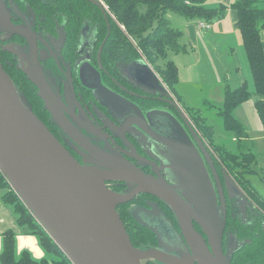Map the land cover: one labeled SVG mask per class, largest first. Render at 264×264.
Returning a JSON list of instances; mask_svg holds the SVG:
<instances>
[{
    "label": "water",
    "instance_id": "water-1",
    "mask_svg": "<svg viewBox=\"0 0 264 264\" xmlns=\"http://www.w3.org/2000/svg\"><path fill=\"white\" fill-rule=\"evenodd\" d=\"M94 2L108 11V7L101 0ZM136 63L137 73L134 72L132 75L138 79L145 91L158 94L161 98L172 96L168 86L157 75L150 62L142 57ZM34 66V69L28 68L25 72L28 79L38 87L45 108L50 111L63 131L81 142L79 138L81 132L67 118L63 111V103L54 93L49 80L45 78L42 67ZM91 87H100V92L104 96V99H100L101 103L110 110L116 111V105L119 103L112 98L101 79L98 84H91ZM124 102L132 105L127 100ZM123 104L120 103L119 106H124ZM134 106L136 105H132ZM137 109L142 118L156 117L159 126H164L163 130L158 129L170 133L175 146L183 148L189 146L193 150L192 158L188 151L178 150L172 154L170 157L172 159H167L171 164L178 166L174 169L176 174L181 172V169L190 168L192 181L188 183L183 178L179 180V185L185 189L184 193L188 197L187 202L183 201L167 181H158L147 176L125 158H115L103 151L93 150L95 156L84 158L85 164L78 161L38 117L25 94L19 92L15 81L1 62L0 171L35 219L73 264H146V261L153 260L162 264H197V262L198 264H231L222 244L226 221L225 195L227 194L231 200L237 197L243 210L246 206H253L254 202L224 167H222L224 174L222 180L212 152L192 122L187 121L199 147L194 145L182 123L170 112L164 109L151 110L144 116L140 108ZM147 131L152 133V129ZM152 134L161 138L162 143L168 144L166 138L161 137L157 131L154 130ZM83 140L87 141L85 137ZM201 151L205 159L210 162L219 198L223 202L222 207H219L217 191ZM93 163L104 168L88 165ZM109 180L129 181L137 186L132 192L119 193L107 186ZM142 191L152 192L173 206L188 242V245L185 244L191 247L190 251L183 249L182 255L177 256L167 249H145L134 246L117 208ZM193 205L197 208V213L194 214ZM136 213L135 218H138L144 226L155 230L150 224L151 221L145 216L141 218ZM191 214L207 233L209 245L193 228L191 220L185 217ZM179 239L182 241L181 235ZM167 243L170 244V241L168 240ZM240 246L241 244L237 243L236 247L230 249V254L237 251Z\"/></svg>",
    "mask_w": 264,
    "mask_h": 264
},
{
    "label": "flooded vegetation",
    "instance_id": "flooded-vegetation-1",
    "mask_svg": "<svg viewBox=\"0 0 264 264\" xmlns=\"http://www.w3.org/2000/svg\"><path fill=\"white\" fill-rule=\"evenodd\" d=\"M111 31L109 12L98 6L94 0H0V62L16 81L18 77L31 83L46 111L45 120L42 121L60 142L81 163H84V158L95 156L93 150L103 151L115 158H125L147 176L158 181H167L183 201L187 202L188 197L184 193L185 189L179 185V180L183 178L190 183L193 178L190 168L181 169V172L176 174L174 169L178 166L171 164L167 159H172L170 157L178 150L188 151L192 158L193 150L189 146H175L171 134L160 131L164 126H159L156 117L151 116L152 123L150 118H142L136 109L139 107L144 116L151 110L164 109L170 112L182 123L185 132L197 146L187 122L189 120L193 123V120L173 96L161 98L158 94L142 88L138 79L132 75L136 62L142 57L133 56L132 59L126 60L120 55L119 57L114 53H107L106 45ZM34 65L42 67L45 78L49 80L54 93L63 103L64 113L81 132L79 138L82 143L63 131L50 111L45 108L38 87L28 79L25 72V69H34ZM99 79L110 91L112 98L118 101L119 105L124 103L125 107L116 105V111H112L101 103L100 99H104V96L100 87H91V84H98ZM125 99L138 107L126 104ZM147 129H152V133L154 130L160 133L169 145L162 143L161 138L148 133ZM201 154L217 191L219 207H222L223 202L219 198L210 162L205 159L202 151ZM88 165L102 167L96 163ZM216 167L223 180L222 167ZM107 186L119 193H129L137 185L129 181L109 180ZM225 201L226 221L222 243L224 253L231 264H241L239 258H236L237 251L230 254V249L236 247L237 243L241 244L238 249L251 244L250 235L253 231L257 235L263 233L264 216L255 203L254 207L246 206L243 210L237 197L232 201L226 194ZM117 209L134 246L150 244L153 248L167 249L177 256L182 255L183 249L190 251L191 247L187 246L181 221L173 206L158 195L139 192L132 200L120 204ZM235 209L237 210L233 211ZM196 210L193 205L192 213H197ZM136 212L140 217L145 216L151 221L149 223L155 230L149 229L135 218ZM185 217L191 220L193 228L208 244L209 237L196 217L192 214ZM176 233L181 235L182 241ZM168 240L170 244L167 243ZM145 263L162 264L157 260ZM244 264L251 263L247 261Z\"/></svg>",
    "mask_w": 264,
    "mask_h": 264
},
{
    "label": "trees",
    "instance_id": "trees-1",
    "mask_svg": "<svg viewBox=\"0 0 264 264\" xmlns=\"http://www.w3.org/2000/svg\"><path fill=\"white\" fill-rule=\"evenodd\" d=\"M109 8L112 21L111 37L106 45L107 53H114L126 60L133 56L143 57L150 62L154 69L162 76L166 85L174 90L179 81L177 65L167 61L170 51L180 52L185 50L181 44L183 33L173 27L169 19L170 13L190 20H206L214 22L222 19L227 12V6L220 4L216 8L209 7L206 3L210 0H102ZM232 7L237 12V27L242 33L243 45L250 62L251 73L259 99L256 100L259 116L264 123V0H234ZM125 27V30L122 29ZM119 56V57H120ZM19 92L27 97L29 104L41 120H45L46 111L42 102L32 88L30 82L16 78L12 75ZM15 78V79H14ZM20 79V80H19ZM250 95L246 84L237 88L226 87L224 91V106L219 109L223 130L231 137L243 138L247 136L238 119L232 114L233 108L242 103ZM193 123L195 128L206 143L212 146L213 151L219 153L216 163L224 167L233 176L248 197L261 210L264 216V201L258 197L256 191L250 187V181L246 178L249 172L254 171L251 152L243 154L240 150H231L223 144L217 143L216 131L209 122L208 117L203 116L200 110H195ZM222 160V162L220 161ZM221 163H220V162ZM0 188L4 190L3 199L12 204L18 215L20 225H26L34 233L39 234L45 250L58 255V259H41L36 261L29 252H25L20 259L16 258V236L10 230L4 234L3 252L0 256V264H73L58 244L46 232L39 221L15 192L10 182L0 171ZM123 218V217H122ZM251 244H247L236 252L241 264L249 261L251 264H264V232L257 235L255 231Z\"/></svg>",
    "mask_w": 264,
    "mask_h": 264
},
{
    "label": "crops",
    "instance_id": "crops-1",
    "mask_svg": "<svg viewBox=\"0 0 264 264\" xmlns=\"http://www.w3.org/2000/svg\"><path fill=\"white\" fill-rule=\"evenodd\" d=\"M233 2L234 0H210L208 3H206L209 7L214 8H216L220 4H224L228 7L225 16L222 17V19H218L214 22H209L204 19L183 20L175 18L181 25V27L175 28H177L184 34L183 38L181 39V44L183 45V47H185V50H182L178 53H184L183 57H187L188 60L184 58V61L186 63L183 67H181V65L177 61L168 59L170 52L172 51L169 52L166 60L177 65V76H179V84H196L200 82L204 83L205 79H207L208 83H211V80L213 79L210 78H215V74H213L212 72L213 64L211 57L208 54H211L212 52L216 54L218 53V49L220 47L218 46L217 41L219 39H226V46L229 47L230 50H232L233 54L236 53V45L234 44L233 38L235 37L239 40L238 37H240L241 43L243 44L242 33L237 27V12L232 7ZM171 19H173L174 21V17H172ZM202 21L210 23V28H200L199 24ZM235 38L234 40H236ZM238 40H236V42ZM243 59H245L244 55ZM187 61L189 62V64H187ZM245 61H243L242 65L241 61L237 60L236 55H232V63L229 65L230 69L228 70L231 76L229 78L225 77L220 78V80L218 81H213V83H211L213 85L211 89L215 88L219 89L220 91L221 105H219V107L217 108L219 112V109L225 104L224 91L226 87L233 89L246 84V87L250 91V95L245 101L233 108L232 114L238 119L244 130H246L247 136L243 138H237L231 137V135H229L228 133L227 140L217 141V143L219 145L223 144L231 150H240L243 154H249V152H251L256 168L254 169V171L252 170V172H249V175L258 178V182L264 184V123L261 119V116H259L256 105V100L259 99V95L256 91L253 73H251L250 62L249 59V63ZM157 75L159 76L158 73ZM204 103L212 104L213 102L211 100L205 99ZM191 109L200 110V112L202 113L201 108H195L191 106L190 110ZM247 176L246 178L250 181V187H252L256 191L261 201H264V197H262L258 191L257 186L259 183L253 184L250 176ZM3 196L4 190L0 188V256L3 252L2 250L4 246V234L12 230L14 232V235L16 236L15 250L17 259H20L26 251L29 252L32 258L36 261L45 259H39V256L44 255L45 251V248L43 247L41 242V237L39 236V234L32 232L28 226L20 225V222H18V215L15 212V208L12 206V204L6 203L3 199ZM19 253L21 254V256H18Z\"/></svg>",
    "mask_w": 264,
    "mask_h": 264
},
{
    "label": "rangeland",
    "instance_id": "rangeland-1",
    "mask_svg": "<svg viewBox=\"0 0 264 264\" xmlns=\"http://www.w3.org/2000/svg\"><path fill=\"white\" fill-rule=\"evenodd\" d=\"M102 1V0H101ZM104 2V1H103ZM105 4V3H104ZM106 5V4H105ZM172 17H174V21L173 19H171ZM175 18H179V19H183L185 20V18L179 16L176 13H170V17L169 19L172 22L173 27H181V25L177 22V20ZM188 20V19H186ZM122 29L125 30V27H122ZM235 38V37H234ZM234 44L236 45V53L233 54L232 50L229 49V47L226 46V39H219L218 42V46L220 47L218 49V53H209L208 55L211 57L212 60V64H213V68H212V72L213 74H215V78H210L213 79L211 80V83H213V81H218L220 80V78H229L231 76V74L229 73V65L232 63V55H236L237 60H240L242 65H243V61L248 62L247 59V55L245 52V48L244 45L241 43V38L236 39L238 40V45L236 40H234ZM240 42V43H239ZM193 55V54H191ZM243 55L245 57V59H243ZM184 53H178V52H170L169 58L170 60H174L177 61L181 67H183L185 65V61L184 58H186V60H188L187 57H183ZM207 56V55H206ZM143 58H145V56H143ZM187 64H189V62L187 61ZM249 65V64H248ZM243 70H244V66H243ZM157 72V71H156ZM159 74V72H157ZM160 76V74H159ZM162 78V76H160ZM162 81L164 82L163 78ZM165 83V82H164ZM208 83L207 79H205L204 83L200 82V83H181V84H176L175 89L171 90L169 87L168 89L171 91L172 96L178 101V103L182 106V108L184 109V111L186 112V114L188 116H190V118H194L195 113H193L195 110H190L191 106L195 107V108H201L202 110V115L203 116H207L209 118V121L213 124L214 129L216 131V138L217 141H225L228 139V133L226 131L223 130V126H222V120L221 117L217 115V108L219 107V105H221L220 103V91L219 89H211L212 88V84ZM166 84V83H165ZM211 84V85H210ZM205 99L211 100L213 103H204ZM215 103V104H214ZM193 120V119H192ZM206 143V142H205ZM206 145H208V148L210 149V151L212 152L213 155V159L215 157V159L218 161L219 159V153H217L215 150L213 151L212 146L209 145V143H206ZM215 160V165L217 166ZM220 161L222 162V160L220 159ZM219 161V162H220ZM220 162V163H221ZM253 169L256 168L255 163L253 161L252 164ZM250 176V175H249ZM247 176V177H249ZM250 179L252 181L253 184H258V178L250 176ZM258 191L259 194L264 197V184L259 183L258 184ZM233 201V200H232ZM237 209L233 210L236 211ZM264 213V212H263ZM140 247L145 249H152L153 246H151L150 244H146V245H141ZM18 256H21V254L19 253ZM41 258H45L48 260H53V259H58V255L55 253H50L47 250L44 251V255H40L39 259Z\"/></svg>",
    "mask_w": 264,
    "mask_h": 264
},
{
    "label": "built area",
    "instance_id": "built-area-1",
    "mask_svg": "<svg viewBox=\"0 0 264 264\" xmlns=\"http://www.w3.org/2000/svg\"><path fill=\"white\" fill-rule=\"evenodd\" d=\"M108 11H109V8H108ZM210 26H211V24L208 23V22H206V21H202V22H200V24H199V27H200V28H210Z\"/></svg>",
    "mask_w": 264,
    "mask_h": 264
}]
</instances>
